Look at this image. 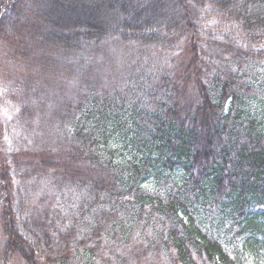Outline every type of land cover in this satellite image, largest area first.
<instances>
[{
    "label": "trees",
    "instance_id": "16d2710c",
    "mask_svg": "<svg viewBox=\"0 0 264 264\" xmlns=\"http://www.w3.org/2000/svg\"><path fill=\"white\" fill-rule=\"evenodd\" d=\"M0 45L32 112L78 86L62 145L0 142L3 259L264 264V0H0Z\"/></svg>",
    "mask_w": 264,
    "mask_h": 264
},
{
    "label": "rangeland",
    "instance_id": "374dc122",
    "mask_svg": "<svg viewBox=\"0 0 264 264\" xmlns=\"http://www.w3.org/2000/svg\"><path fill=\"white\" fill-rule=\"evenodd\" d=\"M10 47L6 45H0V142L4 141L6 145L10 148V151H14V155H18L20 163L23 159L22 152L25 151H32L33 149H37L38 147H53L55 145H62L60 142L56 141V139H60L63 129L67 128L66 123H60L62 120L58 118V115L61 113V110H64V106H61L65 101H68L69 97L72 93L77 92V85H72L67 87L65 85L60 87L57 92L58 95H54L52 100L50 97L52 96V92L50 91L49 96H45V100L47 102L54 101L55 105L54 108L46 107L41 110H36L32 112L31 106L38 102L37 100L40 99V95H34L33 93L29 94L30 97V104H25L21 99L20 96L17 94L19 91L21 81L19 82H12L13 85L17 87H8L5 89L2 87L3 82H7L9 79L14 78L10 73V65H6L8 62V55H9ZM119 53L117 51L116 56ZM119 57V56H118ZM124 60V56L122 57ZM121 60V61H122ZM116 67H121L120 64H115ZM90 73L95 69L91 68ZM107 71L112 72L110 69ZM14 75V73H13ZM107 75L104 74L102 71L99 72V79L101 80L102 84H105L108 79ZM23 78V76H22ZM22 85V84H21ZM63 89V90H62ZM10 91H14L10 93ZM40 94V93H39ZM68 96V97H67ZM59 99V101H58ZM51 100V101H50ZM257 105L256 102H254ZM60 110L56 112L55 110ZM54 110V112H53ZM53 112V113H52ZM53 115L57 118V122L53 123L50 115ZM45 115L48 118L45 120H40L42 116ZM38 116L36 118H33ZM3 143V142H2ZM5 152L9 153L5 149ZM17 164V163H16ZM15 163L13 167H16ZM25 179L21 180L22 184ZM152 188V187H151ZM153 189V188H152ZM41 201L43 202V206L48 211L49 215L54 210V205L52 199L49 196H45L42 193H37V195ZM67 199V198H65ZM58 204H61V198L58 197L57 199ZM63 204V203H62ZM63 206V205H62ZM68 206L72 207V202L68 203ZM63 214V213H62ZM60 214V217L54 216V225L53 227H65L67 225H71L73 221L68 220V218H62L65 215ZM78 215V213H74ZM50 216H48L49 220ZM143 233V230H134V234H131L130 237L133 239L137 238L140 234ZM0 264H25L21 259L17 257L15 260H5L3 259L1 252H0Z\"/></svg>",
    "mask_w": 264,
    "mask_h": 264
}]
</instances>
